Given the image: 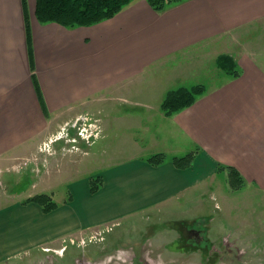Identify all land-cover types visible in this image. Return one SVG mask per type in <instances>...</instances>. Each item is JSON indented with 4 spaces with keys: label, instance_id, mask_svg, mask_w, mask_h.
I'll use <instances>...</instances> for the list:
<instances>
[{
    "label": "crops",
    "instance_id": "1",
    "mask_svg": "<svg viewBox=\"0 0 264 264\" xmlns=\"http://www.w3.org/2000/svg\"><path fill=\"white\" fill-rule=\"evenodd\" d=\"M35 3L0 0V165L28 155L40 140L60 141L59 131L102 101L118 107L117 125L145 130L153 149L105 166L94 193L87 177L68 182V199L48 213L35 202L1 199L0 264L60 248L66 237L121 218L187 206L216 175L226 179L219 164L238 170L239 190L264 195L263 54H242L241 76L190 106L169 116L159 107L168 90L186 85L181 71L169 73L177 69L170 62L226 35L264 27V0H182L161 11L132 0L110 18L73 27L39 22ZM194 148L191 166L173 164L171 157ZM156 151L166 159L151 165L146 158ZM179 215L190 219L188 212Z\"/></svg>",
    "mask_w": 264,
    "mask_h": 264
},
{
    "label": "rangeland",
    "instance_id": "2",
    "mask_svg": "<svg viewBox=\"0 0 264 264\" xmlns=\"http://www.w3.org/2000/svg\"><path fill=\"white\" fill-rule=\"evenodd\" d=\"M248 53L264 55V27L226 35L192 53L182 54L181 59L170 62L169 67L176 65L177 69L169 73L181 71L180 75H185L186 85L177 87L201 84L207 91L225 79L240 77L242 69L237 59ZM222 56L232 58L240 69L239 76L231 78L218 64ZM117 113L115 104L105 106L103 101L97 102L92 110L59 131V137L64 139L40 140L28 155L0 165L4 182L0 186V201L25 202L29 196L47 193L61 204L70 195L68 182L98 178L101 169L123 157L149 153L153 148L144 140L147 132L117 125L113 118ZM155 153L164 152L148 156ZM222 170L226 171L227 180L223 174L212 177L198 194L191 196L187 206L121 218L103 225L102 230L66 237L60 248L14 258L11 264H264V195L232 188L227 169ZM42 189L47 192H40ZM201 194L203 206L197 207ZM180 212H188L190 219L179 220Z\"/></svg>",
    "mask_w": 264,
    "mask_h": 264
},
{
    "label": "trees",
    "instance_id": "3",
    "mask_svg": "<svg viewBox=\"0 0 264 264\" xmlns=\"http://www.w3.org/2000/svg\"><path fill=\"white\" fill-rule=\"evenodd\" d=\"M132 0H36L35 16L39 22H57L61 25L73 27L75 25H90L103 19L110 18L129 4ZM156 11H161L170 4L182 0H146ZM218 64L225 69L231 78L239 76L240 69L232 58L227 56L219 57ZM205 88L201 84L179 86L173 88L165 94L160 103V108L166 115H171L176 111L186 108L204 93ZM196 152H188L181 156H173L171 160L178 168L191 166ZM166 159L164 153H155L146 158L151 165H158ZM219 170L227 169L229 184L237 189L242 186L243 179L232 166H218ZM101 184V176L89 180V190L91 193L97 191ZM25 202H35L41 205L44 213H48L57 207V203L52 200V196L47 193H38L29 196Z\"/></svg>",
    "mask_w": 264,
    "mask_h": 264
},
{
    "label": "flooded vegetation",
    "instance_id": "4",
    "mask_svg": "<svg viewBox=\"0 0 264 264\" xmlns=\"http://www.w3.org/2000/svg\"><path fill=\"white\" fill-rule=\"evenodd\" d=\"M31 165V164H30ZM29 165V166H30ZM4 185V182L1 180V178H0V186H3Z\"/></svg>",
    "mask_w": 264,
    "mask_h": 264
},
{
    "label": "built area",
    "instance_id": "5",
    "mask_svg": "<svg viewBox=\"0 0 264 264\" xmlns=\"http://www.w3.org/2000/svg\"><path fill=\"white\" fill-rule=\"evenodd\" d=\"M81 135H83V132H81Z\"/></svg>",
    "mask_w": 264,
    "mask_h": 264
}]
</instances>
